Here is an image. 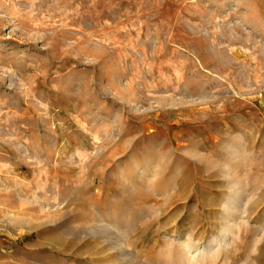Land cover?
Wrapping results in <instances>:
<instances>
[{"label": "rangeland", "instance_id": "rangeland-1", "mask_svg": "<svg viewBox=\"0 0 264 264\" xmlns=\"http://www.w3.org/2000/svg\"><path fill=\"white\" fill-rule=\"evenodd\" d=\"M0 264H264V0H0Z\"/></svg>", "mask_w": 264, "mask_h": 264}]
</instances>
